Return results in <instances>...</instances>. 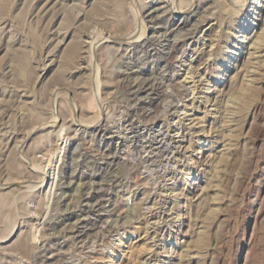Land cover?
Here are the masks:
<instances>
[{
    "label": "rangeland",
    "instance_id": "rangeland-1",
    "mask_svg": "<svg viewBox=\"0 0 264 264\" xmlns=\"http://www.w3.org/2000/svg\"><path fill=\"white\" fill-rule=\"evenodd\" d=\"M0 264H264V0H0Z\"/></svg>",
    "mask_w": 264,
    "mask_h": 264
},
{
    "label": "bare ground",
    "instance_id": "bare-ground-1",
    "mask_svg": "<svg viewBox=\"0 0 264 264\" xmlns=\"http://www.w3.org/2000/svg\"><path fill=\"white\" fill-rule=\"evenodd\" d=\"M171 31H168L167 29L163 32V34L160 36V38H164V40L162 39H159V40H157V39H155V41L152 43V45H155V46H162V47H164V46H168V45H164L165 43L164 42H167V36L169 35V33H170ZM133 35V34H132ZM109 37H107V39H108ZM106 39V40H107ZM133 39H135V37L134 36H128L126 39H124V40H127V41H131V40H133ZM136 40V39H135ZM109 41V40H108ZM174 47V46H173ZM172 49V48H171ZM142 85L144 84V83H141ZM151 85V84H150ZM145 86L146 85H143V89H145ZM132 90V89H131ZM134 90V89H133ZM137 91V90H136ZM142 91V90H141ZM135 92V91H134ZM139 92V91H138ZM132 94V93H131ZM134 95V94H133ZM92 101V100H91ZM142 106V105H141ZM153 106V105H152ZM150 107V106H149ZM147 108V107H146ZM146 108H145V110H146ZM79 125H82V124H79ZM150 147V146H149ZM113 158V157H112ZM98 160V159H97ZM102 161V160H101ZM160 163V162H159ZM46 174L44 173L43 174V177H41V179L39 180L40 182H41V185L44 183V181H45V179H46V176H45ZM95 196V195H94ZM83 198H84V196H83ZM87 199H88V197H87ZM91 225V224H90ZM76 233H77V231H76ZM82 233V232H81ZM78 234V233H77ZM77 237H79L78 235H76ZM89 244V243H88Z\"/></svg>",
    "mask_w": 264,
    "mask_h": 264
}]
</instances>
